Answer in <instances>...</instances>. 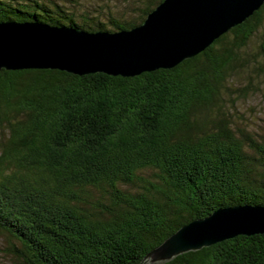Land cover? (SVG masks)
<instances>
[{
    "label": "trees",
    "instance_id": "obj_1",
    "mask_svg": "<svg viewBox=\"0 0 264 264\" xmlns=\"http://www.w3.org/2000/svg\"><path fill=\"white\" fill-rule=\"evenodd\" d=\"M62 0H0V21L83 31L140 24ZM101 17L104 19L102 20ZM264 3L204 51L132 77L0 70V235L22 264H138L180 226L215 209L264 205V142L229 106L264 75ZM244 71L245 84L232 87ZM236 94V95H235ZM162 264H264V233L236 235Z\"/></svg>",
    "mask_w": 264,
    "mask_h": 264
},
{
    "label": "water",
    "instance_id": "obj_2",
    "mask_svg": "<svg viewBox=\"0 0 264 264\" xmlns=\"http://www.w3.org/2000/svg\"><path fill=\"white\" fill-rule=\"evenodd\" d=\"M264 0H162L138 25L83 31L41 23L0 21V70L58 69L132 77L169 69L204 51L244 22ZM264 233V205L220 207L180 226L138 264H162L236 235Z\"/></svg>",
    "mask_w": 264,
    "mask_h": 264
},
{
    "label": "rangeland",
    "instance_id": "obj_3",
    "mask_svg": "<svg viewBox=\"0 0 264 264\" xmlns=\"http://www.w3.org/2000/svg\"><path fill=\"white\" fill-rule=\"evenodd\" d=\"M59 1V0H58ZM69 9L74 11L88 10L91 15L108 16V13L125 14L137 13L138 0H62ZM102 20H104L101 17ZM264 36V21L258 31L249 39L243 54H252L258 50ZM256 84L255 92H249L247 96L238 98L233 106H229L230 120L235 128L247 131L252 137L264 142V75L257 78L253 72L250 76ZM246 74L241 71L231 84L233 88L244 85ZM236 95V94H235ZM6 128L0 129V139H6ZM11 240L6 235H0V264H22L9 250Z\"/></svg>",
    "mask_w": 264,
    "mask_h": 264
}]
</instances>
